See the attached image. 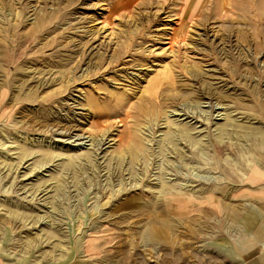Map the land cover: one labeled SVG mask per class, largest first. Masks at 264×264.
Returning a JSON list of instances; mask_svg holds the SVG:
<instances>
[{"label": "rangeland", "instance_id": "obj_1", "mask_svg": "<svg viewBox=\"0 0 264 264\" xmlns=\"http://www.w3.org/2000/svg\"><path fill=\"white\" fill-rule=\"evenodd\" d=\"M259 1L0 0V233L19 264H82L93 233L120 264L236 263L207 196L244 203L235 184L264 165Z\"/></svg>", "mask_w": 264, "mask_h": 264}, {"label": "crops", "instance_id": "obj_2", "mask_svg": "<svg viewBox=\"0 0 264 264\" xmlns=\"http://www.w3.org/2000/svg\"><path fill=\"white\" fill-rule=\"evenodd\" d=\"M154 1L165 2L168 0ZM194 2H196V6L199 5V0H194ZM263 6L264 0H260L257 6L259 17H264V15H261ZM261 24H258L257 27L262 26ZM250 171V173L246 172L243 179L238 180L243 182L235 184L240 189L242 200H245L244 203L231 205L224 203L222 199L217 195L216 197L213 193L207 196L209 204L216 203L215 205H207V207L214 211L220 206L223 215L232 216L238 228L230 241L225 240L212 246L213 249L218 250L216 256L221 262L226 260V262L236 261L235 264H264V165L254 166ZM169 202L170 200L166 204V210L162 213V217L165 218L166 223H171L175 227L178 224L175 223L174 218L168 212L171 207ZM8 230L6 229L4 233H0V264H19L21 261L18 258L16 259V255L13 254L16 251V246L12 243L13 237L7 234L9 233ZM101 235L103 234L93 233L92 237L88 235L89 238H87L88 240L84 243L83 248L84 253L89 257L83 259L82 264L122 263L123 260L118 258L101 256L100 252L109 247L108 237L105 235L100 237ZM218 235H221L220 229H218ZM224 246H228L227 251L222 249Z\"/></svg>", "mask_w": 264, "mask_h": 264}, {"label": "bare ground", "instance_id": "obj_3", "mask_svg": "<svg viewBox=\"0 0 264 264\" xmlns=\"http://www.w3.org/2000/svg\"><path fill=\"white\" fill-rule=\"evenodd\" d=\"M42 17H44V16H42ZM40 19H41V17H40ZM41 21L45 23V21H43L42 19H41ZM39 25H42V23H41V22H40V24H39V23H36V25H35L36 29H37L38 27H40ZM239 27H241V26H239ZM231 28H232V26H231ZM234 28H236V27H234ZM244 30H245V29H244ZM244 30H243L242 27H241V28H238V31H239L240 33H242L241 35H243V37H244V33H245ZM245 37H246V36H245ZM119 59H120V58H119ZM165 77H167V76H165ZM159 79H160L161 81L153 82V84L151 83V85H152V86L157 85L159 82L163 83L162 78L160 77ZM158 94L160 95V92H159ZM163 96H164V95H163ZM142 99H143V98H142ZM144 99H145V96H144ZM144 99L142 100L143 102L140 103L141 105H140L138 108H139L140 112L147 111V113H145V114H148V112H149L148 115H150V112H154L156 106H158V105H157V104L146 105V104L144 103ZM260 106H261V105H260ZM263 110H264V109H263ZM143 116H144V115H143ZM140 146H141V145L139 144V145H136L135 147H130L131 150H132L133 155L136 154V152H137V150H139V147H140Z\"/></svg>", "mask_w": 264, "mask_h": 264}]
</instances>
